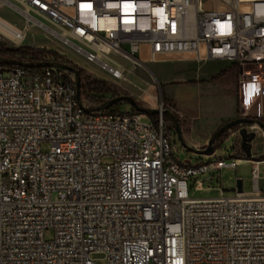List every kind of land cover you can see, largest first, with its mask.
<instances>
[{"label":"built area","instance_id":"built-area-1","mask_svg":"<svg viewBox=\"0 0 264 264\" xmlns=\"http://www.w3.org/2000/svg\"><path fill=\"white\" fill-rule=\"evenodd\" d=\"M0 4L24 19L22 36L38 26L114 79L124 65L112 54L134 65L170 53L226 60L239 117L264 121V0ZM6 44L21 50L16 60L58 62L22 41ZM95 83L77 70L0 62V264H264V192L189 195V178L208 174L197 190L210 173L222 184L223 169L246 157L180 162L163 118L168 111L181 127L178 109L160 100L153 118L120 111V101L90 110L120 96ZM242 129L260 128L240 123L238 136Z\"/></svg>","mask_w":264,"mask_h":264},{"label":"rangeland","instance_id":"rangeland-1","mask_svg":"<svg viewBox=\"0 0 264 264\" xmlns=\"http://www.w3.org/2000/svg\"><path fill=\"white\" fill-rule=\"evenodd\" d=\"M0 20L8 22L18 30H22L25 25L24 19L15 10L3 4H0ZM5 33L7 34V32ZM14 41L12 37L0 34V44L4 47L7 45L6 42L9 43V46H13ZM22 42L25 46L42 48L49 53L50 59L64 63L73 70L79 71L80 74L90 75L93 80H96V91L101 90L105 93L114 92L120 93V96H131L144 108H156L157 104L162 100L164 104H170L178 109L183 119L180 127L181 133L173 126L168 114H163V118L165 135L170 144L171 154L180 162L190 164L208 162L213 159V155L233 156L238 150L239 138L236 128L239 124L231 126L215 139L213 155L197 152L196 150H200V148L188 145L190 140L194 142L203 140L208 130L205 127L206 120L211 119L209 117L218 115L219 112L224 111L227 107L234 110V101L229 98V104L224 105L218 99V96L214 95L212 90L213 83L195 80L197 79L196 71L210 66L212 61L204 63L203 60H176L185 56L194 57V55L192 53H170L157 55L155 61H146L143 64L134 65L123 60L118 55L112 54V58L121 61L124 65V77L119 80L114 79L96 65L86 63L81 55L64 46L57 38H54L38 26L29 27ZM217 62L219 64L225 63L222 60ZM208 80L210 81V79ZM203 84H208L209 89L203 91ZM170 95L177 100L170 97ZM179 98L183 100L178 101ZM118 106L122 112L133 109L132 105L124 100L114 105V107ZM184 112H187L190 116L191 124L188 127H186L187 121ZM258 132L264 134V130L259 129ZM40 148L45 152L50 149V145L43 142ZM210 174L214 175V178L203 182L202 191L195 188L196 181L205 178L208 174L188 179L189 195L191 197H216L215 187H221L225 195L233 194L236 183L234 170L226 168L223 170L222 184L217 180V174ZM51 235V231L45 233L47 239ZM93 256L97 262H102L100 254Z\"/></svg>","mask_w":264,"mask_h":264},{"label":"crops","instance_id":"crops-1","mask_svg":"<svg viewBox=\"0 0 264 264\" xmlns=\"http://www.w3.org/2000/svg\"><path fill=\"white\" fill-rule=\"evenodd\" d=\"M176 60H196L194 57L185 56L178 58ZM204 63L208 61H212L211 65L205 68L196 71L195 80H202L203 82L213 83L212 90L215 96H218V99L222 102V104H229L230 100L235 102L234 110L227 107L224 111L219 112L216 116H211L209 120H206L205 127L208 129L205 133V137L203 140L194 142L191 141L188 145L195 148H204L213 133L222 125L229 122L230 120H234L239 118L238 113V98H237V74L236 71L230 66V63L226 60H222L225 63L219 64L220 60H203ZM210 79V81L208 80ZM203 91L209 89V85L203 84ZM208 87V88H207ZM173 99H176L172 95H170ZM177 100V99H176ZM183 100V99H178ZM264 102V99H262ZM186 114V127L190 126V116L187 112ZM204 118V116H203ZM205 122V121H204ZM182 132V130H181ZM238 136V135H237ZM239 138V146L238 150L234 153L235 157H242L244 155L247 161H239V163L235 166V168H229L235 171V189L238 187L244 193L251 194L253 192H264V134L259 133L258 130L255 133V137L251 139L247 145L243 146L240 136ZM256 167V180L254 181L252 178V170ZM225 169V168H224ZM223 169V170H224ZM223 174V171H222ZM217 192V196L220 195V189L218 187L214 188ZM234 189V190H235ZM200 189V191H202ZM205 198V197H202Z\"/></svg>","mask_w":264,"mask_h":264},{"label":"water","instance_id":"water-1","mask_svg":"<svg viewBox=\"0 0 264 264\" xmlns=\"http://www.w3.org/2000/svg\"><path fill=\"white\" fill-rule=\"evenodd\" d=\"M0 62H4V63H8V64H15V65H22V66H28V67H41V66H57L60 68H67V69H71L73 70L71 67L62 64V63H58V62H50V61H44V62H34V63H27V62H22L16 59H10V58H4V57H0ZM76 75H77V85H78V73L75 71ZM128 101L132 107L142 113H145L147 115H156L158 114V109L156 108H144L142 106H140L134 98H132L131 96H118L115 97L113 99H110L108 101H106L105 103L101 104L100 106L94 107V108H90V110H99L105 107H108L109 105L118 102V101ZM164 114H168V116L170 117V120L173 124V126L178 130L179 133H181V128L180 125L177 121V119L173 116V114H171L168 111H164ZM246 122H255L259 128L261 130H264V121L261 120H251V119H246V118H236L234 120H231L227 123H225L224 125H222L221 127H219L211 136V138L209 139L207 145L200 149V150H196L197 152L203 153V154H211L213 152V144L215 139L225 130H227L228 128H230L231 126L235 125V124H240V123H246ZM255 137V133L254 132H250V133H246L244 129H242L240 131V138L242 141V145L245 146L247 145V143L253 139ZM193 150V149H192Z\"/></svg>","mask_w":264,"mask_h":264},{"label":"trees","instance_id":"trees-1","mask_svg":"<svg viewBox=\"0 0 264 264\" xmlns=\"http://www.w3.org/2000/svg\"><path fill=\"white\" fill-rule=\"evenodd\" d=\"M38 54H49L48 52L44 51L43 49H38L36 51ZM54 53V52H52ZM21 54V50H14V49H9L5 48L3 45L0 44V57L4 58H10V59H15L18 57V55ZM149 117H154L155 115H148Z\"/></svg>","mask_w":264,"mask_h":264},{"label":"bare ground","instance_id":"bare-ground-1","mask_svg":"<svg viewBox=\"0 0 264 264\" xmlns=\"http://www.w3.org/2000/svg\"><path fill=\"white\" fill-rule=\"evenodd\" d=\"M0 28L7 32V34L16 41H22L24 38V36H22L21 30L16 29L14 26H12L6 21L0 20Z\"/></svg>","mask_w":264,"mask_h":264}]
</instances>
